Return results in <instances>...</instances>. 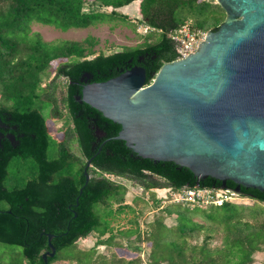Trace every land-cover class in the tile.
Wrapping results in <instances>:
<instances>
[{
	"label": "trees",
	"instance_id": "obj_1",
	"mask_svg": "<svg viewBox=\"0 0 264 264\" xmlns=\"http://www.w3.org/2000/svg\"><path fill=\"white\" fill-rule=\"evenodd\" d=\"M135 1L0 0V119L6 126L0 140V244L15 250L0 264H45L42 255L51 252L48 235L53 236L55 254L47 257V264H140L139 252H131L137 256L130 259L116 252L122 246L114 242L111 221L135 210L121 204L126 189L109 177L127 180L146 192L221 190L215 179L197 183L186 168L139 157L115 139L119 125L76 100L84 84L105 82L134 66L145 70L149 85L163 64L177 60L171 36L186 21L204 33L218 29L225 14L211 4L214 0H140L138 24L156 33L155 40L149 43L152 35H145L142 46L109 55L95 54L97 41L92 37L45 42L31 31L34 24L60 32L100 25L135 31L128 17L117 11ZM88 2L106 10L86 11ZM57 60L54 77L42 86L50 64ZM59 80L71 127L55 142L43 113L47 105L50 118L63 117L56 96ZM226 187L234 190L236 185L227 181ZM240 190L238 197L264 205V192ZM231 200L205 208L169 205L162 211L176 216L175 226L167 227L158 219L149 224V232L141 233L131 219V228L118 233L149 247L148 264H253L254 255L264 249V208ZM113 203L118 205L115 210ZM195 217L204 224L195 222ZM214 226L222 233L220 247L190 243L195 233L210 234ZM92 234L99 238L95 247L108 246L114 254L104 256L95 247L77 250V242Z\"/></svg>",
	"mask_w": 264,
	"mask_h": 264
},
{
	"label": "water",
	"instance_id": "obj_2",
	"mask_svg": "<svg viewBox=\"0 0 264 264\" xmlns=\"http://www.w3.org/2000/svg\"><path fill=\"white\" fill-rule=\"evenodd\" d=\"M215 3L225 14L218 29L194 53L163 64L149 85L134 66L84 84L76 100L119 125L115 139L143 159L186 168L197 183L215 179L236 196L241 187L264 192V0Z\"/></svg>",
	"mask_w": 264,
	"mask_h": 264
},
{
	"label": "rangeland",
	"instance_id": "obj_3",
	"mask_svg": "<svg viewBox=\"0 0 264 264\" xmlns=\"http://www.w3.org/2000/svg\"><path fill=\"white\" fill-rule=\"evenodd\" d=\"M210 2H212L211 4H215V0ZM139 3L140 0H136L129 6L117 10L121 14L128 17L127 23L129 25L133 24L136 29L135 31H132L131 27H126V26H117L112 29L107 25H100L87 29H71L68 30L67 32H60L51 27L43 26L40 24L32 25L31 31L33 33H38L45 42H52V41L81 42L87 37H92L97 41L96 46L93 48L95 54L102 53L105 55H109L115 52H120L124 48H134V47L142 46L146 41V39L144 38L145 35L151 34L153 36V37L151 36L148 39L149 43H152L155 40L154 36L156 35V33H153V31L138 24V20L140 19ZM84 8L86 11L92 9L95 10L101 9L102 11L106 10L105 8L99 7L98 4H91L89 2L85 5ZM107 10L109 11V9ZM212 29L213 28H209L207 31H211ZM207 31H205V33H207ZM90 58H92V56L88 57V59ZM58 63L59 61L57 60V61H53L50 64V68L48 69V72L44 77L43 80L44 83L42 84V86H44L54 77L55 69ZM59 83L60 85L57 90L56 96L58 98V108L63 116L62 119L50 118L49 107L47 105L45 106V110L43 113L47 119V123L50 126L49 128L51 134L54 136L55 142L61 140L63 137L64 130L71 127V120L69 118V115L67 113V110L65 109L63 102L64 91H65V88L63 86V80H59ZM54 148L55 147L53 145L52 149L50 150V153L53 156H54ZM109 178L113 182L120 184L126 189V193L123 199L121 200L122 202L121 204L128 205L135 210V214H131L128 210H126V213L116 216L111 221L110 226L114 230L113 231L114 242L117 243L119 246H122L121 247L122 250L117 249L116 252L120 256L125 257L127 259L135 258L137 256L136 254L131 252L133 251L139 252L138 256L141 260L140 264H148L147 258L149 257V247L144 243L138 242L137 240L133 241L134 237L130 238L126 236H121L119 235L118 232L125 231L131 228V224L129 223V220L131 219H135L139 231L141 233L149 232L150 230L149 224H152V222L158 219L163 220V224H165V226L167 227L175 226L176 216L175 215L166 216V214L163 213L162 209L173 204L188 203L183 199L185 197L184 190L175 192L170 189H155L150 192H146L145 190L141 189L138 185L130 183L127 180H122L120 178H114V177H109ZM231 199H232L231 201L241 206L251 207L254 204H257V206L264 208V205H258V203H255L249 198H241L236 195H232ZM188 204H190V207L198 205L202 208H205L210 205L205 201L199 204H191V203ZM117 206H118L117 204L113 203L112 209L115 210ZM194 221L200 224H204L203 222H201L200 218L198 217H195ZM213 230L214 231L211 232L210 234H208L206 231L197 232L199 234L195 233L196 237L192 238L190 240V243L197 245L207 243L211 248L220 247L222 233L217 226H214ZM107 237L108 234H106L100 240H104ZM98 239L99 238L97 234H92L88 238L78 241L76 249L80 251L82 250L88 251L91 248L95 247V244ZM95 248L97 253L102 254L104 256H110L111 254H114L113 249L108 246H97ZM13 251L15 250L0 244V261H2L3 258L9 260L10 253ZM60 263L68 264L66 263V261ZM253 264H264V249L262 250V252L256 253L254 255Z\"/></svg>",
	"mask_w": 264,
	"mask_h": 264
},
{
	"label": "built area",
	"instance_id": "obj_4",
	"mask_svg": "<svg viewBox=\"0 0 264 264\" xmlns=\"http://www.w3.org/2000/svg\"><path fill=\"white\" fill-rule=\"evenodd\" d=\"M205 34L195 29L191 21H186L175 31L171 36V40L175 44L177 60L186 58L188 55L194 53L199 44L204 40ZM184 193V201L191 204H199L205 201L209 204L219 205L224 201L231 200V196L234 195L226 190L214 191L210 189L184 190Z\"/></svg>",
	"mask_w": 264,
	"mask_h": 264
},
{
	"label": "flooded vegetation",
	"instance_id": "obj_5",
	"mask_svg": "<svg viewBox=\"0 0 264 264\" xmlns=\"http://www.w3.org/2000/svg\"><path fill=\"white\" fill-rule=\"evenodd\" d=\"M1 127H0V140H2L3 138H4V136L2 135V129H5L6 128V126H4L3 124L2 125H0ZM7 138H9V140H11V141H14V139L12 138V137H10V136H7Z\"/></svg>",
	"mask_w": 264,
	"mask_h": 264
}]
</instances>
